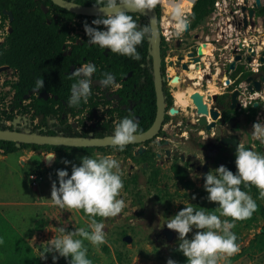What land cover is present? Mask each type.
Segmentation results:
<instances>
[{"label":"flooded vegetation","instance_id":"af4514ba","mask_svg":"<svg viewBox=\"0 0 264 264\" xmlns=\"http://www.w3.org/2000/svg\"><path fill=\"white\" fill-rule=\"evenodd\" d=\"M13 1L15 5L12 7L20 5V0ZM41 2H45L46 7ZM88 2L96 4V0ZM20 6L26 7L23 8L26 12L30 8L33 11L40 9L46 15V25L60 28L58 31L64 38L58 49L63 57L81 58L80 64L69 65V73L64 71L65 75H71L85 63H92L97 69L92 77V95L88 103L82 101L79 107H68V103L62 102V111L68 116L62 115L59 120L58 112L49 119L50 123L70 125L71 132L82 138L90 134L94 137L95 133L110 132L113 135L116 125L126 117L138 122L137 135L150 129L157 113L149 42L151 30L137 46L144 62L140 67L128 68L120 76L115 74L114 54L110 49L87 44L89 38L84 31V22L96 27L92 24L93 17L72 13L70 16L49 0H33ZM19 11L22 12L20 7ZM154 11L163 116L150 139L125 148L140 145L133 154L154 159L157 164L155 174L167 172L177 183L174 171L179 168L190 182L197 177L205 180L209 170L221 165L232 170L239 142L246 149L264 155V144L253 140L251 135L253 124L264 122V0L260 5H257V0H159ZM7 13L11 14V20ZM174 13L187 21L179 36L175 35L177 20ZM134 14L133 19L138 26L149 25L146 15ZM13 20L11 9L3 8L0 2V62L6 54L13 58L11 65L0 64V113L10 111L9 105L19 79L15 71ZM99 30L105 29L101 25ZM54 39L48 37L47 43L53 44ZM145 42L148 44L146 48L143 46ZM55 43L48 47L57 48L58 42ZM105 72L115 76V84L107 88L100 87L99 83ZM68 82L66 80L59 89L67 90ZM6 95L10 96L8 102ZM30 95L39 98L34 93ZM28 98L23 99V107L31 103ZM49 98L58 99L51 95L47 100ZM54 110L61 109L55 105ZM16 111L13 108L14 117ZM30 116L17 117L19 123L16 126L13 125L15 118L4 124L10 127L8 130L33 129L40 121L38 117L31 120ZM148 163H143V171L149 169ZM134 168L131 164L130 170Z\"/></svg>","mask_w":264,"mask_h":264},{"label":"rangeland","instance_id":"374dc122","mask_svg":"<svg viewBox=\"0 0 264 264\" xmlns=\"http://www.w3.org/2000/svg\"><path fill=\"white\" fill-rule=\"evenodd\" d=\"M9 97L5 96L6 102ZM139 146L125 148L123 152L115 146L101 147L90 154L38 149L4 155L0 151V239L3 240L0 264H53V255L58 257L55 264H70L71 257H59L58 253L47 254V259H41L48 247L46 243L60 235L59 227H65L69 232L79 228L90 232L88 226L92 218L83 210L54 206L50 201L52 182L59 187L57 171L71 173L73 166H80L82 157L105 155L113 156L120 164L124 187L118 198L124 200L126 207L114 218L95 217L106 225L107 243L94 246L83 240L87 259L91 264H167L168 259L176 264H187V258L177 251L178 234L167 228V219L190 204L209 213L215 212L218 205L208 201L205 180L201 177L191 180L192 189L185 190L167 172L155 174L157 164L154 159L133 154ZM53 152L55 160L46 161V156ZM145 162H149L147 171L142 170ZM131 164L135 166L132 171ZM241 189L255 200L258 208L251 219L235 222L231 230L240 246L237 260L231 262L229 258L218 264H264V199L254 186L245 188L241 185ZM215 214L219 215L218 212ZM163 231L171 234L169 242ZM196 231L193 228L187 238L191 239ZM125 237L130 238L129 243L124 241Z\"/></svg>","mask_w":264,"mask_h":264},{"label":"clouds","instance_id":"9594fccd","mask_svg":"<svg viewBox=\"0 0 264 264\" xmlns=\"http://www.w3.org/2000/svg\"><path fill=\"white\" fill-rule=\"evenodd\" d=\"M159 0H96L94 7L102 13L92 21L96 27L84 22V31L88 36V45H97L101 49H110L111 53L141 60L137 52L145 36L150 32V25L140 27L129 13L151 12ZM175 35L179 36L187 25V21L179 14L174 13ZM105 30H99L100 26ZM155 37L151 30L150 38ZM97 71L92 63H85L76 68L69 79L75 78L71 85V96L68 107H79L81 102L87 104L92 95L93 74ZM100 87L107 88L115 84L114 74L105 72L99 80ZM44 87L43 78L36 81L33 93L39 95ZM138 122L133 118L122 119L115 127L114 134L110 137L111 144L118 151L123 152L128 144L134 143L138 133ZM252 139L264 144V122L257 121L252 126ZM236 174L221 165L215 170L205 174L204 190L208 193V201L218 207L215 212L209 213L204 208L196 209L189 205L184 207L174 217L167 219L166 226L178 234L179 246L177 251L187 258V264H218L221 260H228L240 252L236 243L237 237L231 230L235 222L251 219L257 211V203L241 189L254 186L259 190L260 198L264 199V155L246 149L239 142L236 148ZM47 160H55V152L46 156ZM68 164V161H64ZM59 187L56 182L51 186V203L60 209L83 210L85 215L91 217L89 228L67 231L59 227V236H54L46 244L45 252L41 259H47V254L58 253L59 257H71L70 264H91L87 259V249L83 240H88L94 246L107 243L104 232L105 223L98 222L99 216L107 220L119 216L126 207L123 199H119L124 187L121 178L119 162L111 155L97 156L95 158L84 156L80 166L72 167V174L68 177L66 170H58ZM34 178V177H33ZM195 199V197H192ZM216 212L219 215L215 214ZM225 217L226 219H221ZM193 228L197 229L195 235L188 239ZM81 237L82 239H75ZM3 240L0 239V244ZM53 255V264L57 260ZM167 264H176L172 259Z\"/></svg>","mask_w":264,"mask_h":264},{"label":"trees","instance_id":"16d2710c","mask_svg":"<svg viewBox=\"0 0 264 264\" xmlns=\"http://www.w3.org/2000/svg\"><path fill=\"white\" fill-rule=\"evenodd\" d=\"M67 2H72L79 4L81 6H94V3L88 2V0H65ZM2 3V7L5 9H11L14 20L11 23V26L14 28V32L12 35H15V71L18 73V84L15 86V93L13 95V99L11 104L9 105L10 111L1 112L4 117L0 118V130H8L10 127L5 126V121H13L14 118L17 117L23 118L27 115H31V120H34L35 117L39 118L40 124L34 126L33 129L29 127L15 129L18 132H29L32 134L44 135V136H65V137H79L77 133L71 132V126L61 124L50 123L49 119H51L56 113L59 112L58 119L60 120V116H64L65 118L68 116L67 112L62 111V107L64 105L62 102L68 103L69 96L71 94V85L75 82V78L69 79L70 74H64V71L69 73V65L73 63H81V58H71V57H63L61 55L60 50L58 49L59 44L61 42L63 34H61L58 30L60 28L55 26L51 28V26L46 25V15L40 10H31L26 12V7L20 6L25 3V5L30 4L33 0H20V5H16L15 8L12 5H15V1L13 0H5L0 1ZM45 5V2H41ZM19 7L22 9V12L19 11ZM29 8V7H28ZM63 13L71 16L70 13L65 10L59 8ZM134 17V13H129ZM86 18V17H85ZM92 19H96L93 17ZM86 34V33H85ZM67 35V33H66ZM51 37L54 39L52 41L53 44L47 43V38ZM86 37H88L86 35ZM50 42V41H49ZM58 42L57 48L51 47L49 45L56 44ZM148 44L144 43V48H146ZM13 58L10 55H4L3 60H1L0 64L7 63L12 64ZM112 62L115 66V74L116 75H124L128 68L132 67H140V63L144 62V59L139 61L133 60L129 57L121 56L119 54H114L112 57ZM43 78L44 87L40 91H46L51 96H57V100L53 98H49L47 101H44L42 98H37L34 95H30L28 100L31 101L30 104H27L25 107L21 104L23 102V97L28 94L30 89H34L36 81L38 79ZM66 80H69L70 86L67 90L59 89V86L66 83ZM74 81V82H73ZM61 88V87H60ZM58 105L61 110H54V106ZM15 108L16 114L15 117L12 115V110ZM63 123V122H62ZM85 136V135H83ZM105 136H112L110 132L108 133H95V138H102ZM38 149L45 150H54V151H65L71 150L84 154H90L92 150L96 148H70L64 146H39V145H30V144H19L11 141H2L0 140V151L6 154H14L21 150H31L35 151ZM228 170L232 172H237L236 164L234 168L231 170L229 167ZM72 172L68 173V177L70 178ZM176 178L178 179L179 184L185 190H191L193 185L190 181L186 180L181 172V169H177L174 171ZM238 255L231 257L230 261L233 262L237 260Z\"/></svg>","mask_w":264,"mask_h":264},{"label":"water","instance_id":"95a60500","mask_svg":"<svg viewBox=\"0 0 264 264\" xmlns=\"http://www.w3.org/2000/svg\"><path fill=\"white\" fill-rule=\"evenodd\" d=\"M54 4L55 6L76 15L86 16V17H102V13H99L98 9L95 7H87V6H81L72 2H67L65 0H49ZM190 2H193V0H188ZM263 2V0H257V5H260ZM44 9V8H43ZM44 12L46 10L44 9ZM10 20L12 19V16L10 13H7ZM142 14V13H138ZM143 15H146L149 19V25L150 30L155 31V37L150 38V48H151V56H152V67L154 70V88L157 98V113L155 120L150 127V129L143 133L137 135V138L134 143L131 144H139L141 142H144L148 139H150L155 133L156 130L161 123L162 116H163V105H162V97H161V91H160V84L158 80V36H157V26H156V13L154 10L151 12H148L145 10V13ZM1 68V70H3ZM33 91H29L27 95L23 97L24 100L28 98L30 94H32ZM49 95L46 92H41L39 94V98H42L43 100H47ZM56 99V97H54ZM19 123V119H15L13 122V125H17ZM111 136H105L102 138H94L92 137V134L89 135L87 138L82 137H65V136H44V135H38V134H32L29 132H18L15 130H0V140L2 141H11L19 144H30V145H39V146H64V147H70V148H101V147H111L113 146L111 144L110 140ZM130 145V144H128ZM46 161H49L46 159ZM162 234L165 236L166 241L171 240V234L168 232L163 231ZM124 241L129 243L130 238L125 237Z\"/></svg>","mask_w":264,"mask_h":264},{"label":"bare ground","instance_id":"6f19581e","mask_svg":"<svg viewBox=\"0 0 264 264\" xmlns=\"http://www.w3.org/2000/svg\"><path fill=\"white\" fill-rule=\"evenodd\" d=\"M180 8V7H179Z\"/></svg>","mask_w":264,"mask_h":264}]
</instances>
